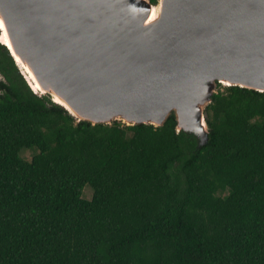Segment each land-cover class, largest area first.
<instances>
[{"label": "trees", "instance_id": "obj_1", "mask_svg": "<svg viewBox=\"0 0 264 264\" xmlns=\"http://www.w3.org/2000/svg\"><path fill=\"white\" fill-rule=\"evenodd\" d=\"M205 119L77 120L0 43V264H264V91L218 83Z\"/></svg>", "mask_w": 264, "mask_h": 264}, {"label": "water", "instance_id": "obj_2", "mask_svg": "<svg viewBox=\"0 0 264 264\" xmlns=\"http://www.w3.org/2000/svg\"><path fill=\"white\" fill-rule=\"evenodd\" d=\"M0 18L31 89L77 120L158 126L173 112L202 145L218 83L264 91V0H0Z\"/></svg>", "mask_w": 264, "mask_h": 264}, {"label": "bare ground", "instance_id": "obj_3", "mask_svg": "<svg viewBox=\"0 0 264 264\" xmlns=\"http://www.w3.org/2000/svg\"><path fill=\"white\" fill-rule=\"evenodd\" d=\"M156 11H157V9H156V7H154L152 9L151 14H150L149 20H152L156 16ZM0 28L3 29V33H2V36L0 37V39L2 41H4V42L8 43V45L10 46V42H9L8 37H7L6 30H5V27L3 26V22H2V19L1 18H0ZM23 69L27 73V75L29 76V79L31 80L32 84L35 85L36 88H39L38 87V84L33 80V77H32L33 75L31 73V71L27 67H25Z\"/></svg>", "mask_w": 264, "mask_h": 264}, {"label": "rangeland", "instance_id": "obj_4", "mask_svg": "<svg viewBox=\"0 0 264 264\" xmlns=\"http://www.w3.org/2000/svg\"><path fill=\"white\" fill-rule=\"evenodd\" d=\"M217 88H218V86H217ZM217 88H216V90H217ZM21 153H22V155L24 157L29 159L31 157L32 153H33V150L27 148V149H23ZM82 194H83V197H85V198H90L91 197L92 188H91V186L89 184H85L84 185Z\"/></svg>", "mask_w": 264, "mask_h": 264}]
</instances>
